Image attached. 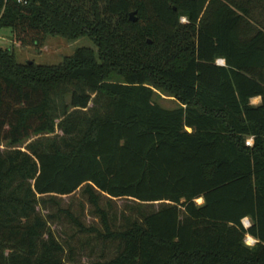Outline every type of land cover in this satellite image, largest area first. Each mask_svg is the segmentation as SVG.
I'll return each instance as SVG.
<instances>
[{
  "label": "trees",
  "instance_id": "obj_1",
  "mask_svg": "<svg viewBox=\"0 0 264 264\" xmlns=\"http://www.w3.org/2000/svg\"><path fill=\"white\" fill-rule=\"evenodd\" d=\"M0 29V264H79L37 209L77 191L92 264H264V0H0ZM49 36L95 50L16 61ZM102 195L159 208L112 229Z\"/></svg>",
  "mask_w": 264,
  "mask_h": 264
},
{
  "label": "rangeland",
  "instance_id": "obj_2",
  "mask_svg": "<svg viewBox=\"0 0 264 264\" xmlns=\"http://www.w3.org/2000/svg\"><path fill=\"white\" fill-rule=\"evenodd\" d=\"M10 43L9 30L0 29V47H6ZM80 47H89L95 50L87 38L67 41L60 37L49 36L39 51L33 48L21 47L17 43L13 44L18 63L33 62L38 65L47 66L59 64L64 57L71 55L75 49ZM215 63L222 64L220 60ZM154 100L166 109L178 106L173 98L161 91L155 92ZM259 101L260 98L257 100L251 99V104H258ZM246 140L250 141V138ZM0 149L3 150V144L0 145ZM55 202L45 201L37 209L42 215L51 214L53 216L49 228L65 248L68 245L72 247L75 262L79 264H92L95 261L104 260L112 254L115 245H109L107 242V247H104L102 241L95 238V234L80 233L78 228L62 213L63 210H67L86 228L92 227L101 230L99 219L95 217L93 208L88 204L86 198L81 195L80 191L67 197H57L55 198ZM201 202V199H196L197 204ZM99 206L107 212L112 229L121 228L127 216H135L138 213L154 211L159 208L158 204L140 205L129 200H111L104 195L100 198ZM243 222H247V219H244ZM245 243L246 245H252L254 240H248L246 237ZM103 253L104 258L101 257Z\"/></svg>",
  "mask_w": 264,
  "mask_h": 264
},
{
  "label": "water",
  "instance_id": "obj_3",
  "mask_svg": "<svg viewBox=\"0 0 264 264\" xmlns=\"http://www.w3.org/2000/svg\"><path fill=\"white\" fill-rule=\"evenodd\" d=\"M128 18H129V20H130L131 22H135V21H136L135 12H134V11H133V12H130V13L128 14Z\"/></svg>",
  "mask_w": 264,
  "mask_h": 264
},
{
  "label": "built area",
  "instance_id": "obj_4",
  "mask_svg": "<svg viewBox=\"0 0 264 264\" xmlns=\"http://www.w3.org/2000/svg\"><path fill=\"white\" fill-rule=\"evenodd\" d=\"M22 1L23 0H17V2H22ZM246 145H251V139H250V141L249 140H246ZM243 224H244V226H247L248 225V221L247 222H243Z\"/></svg>",
  "mask_w": 264,
  "mask_h": 264
},
{
  "label": "bare ground",
  "instance_id": "obj_5",
  "mask_svg": "<svg viewBox=\"0 0 264 264\" xmlns=\"http://www.w3.org/2000/svg\"><path fill=\"white\" fill-rule=\"evenodd\" d=\"M221 62H222V61H221ZM253 100H257V98H253ZM199 199H201V198H199ZM198 201H199V200H198ZM247 239L253 241V239H252L250 236H247Z\"/></svg>",
  "mask_w": 264,
  "mask_h": 264
},
{
  "label": "crops",
  "instance_id": "obj_6",
  "mask_svg": "<svg viewBox=\"0 0 264 264\" xmlns=\"http://www.w3.org/2000/svg\"><path fill=\"white\" fill-rule=\"evenodd\" d=\"M257 99H258V97H257Z\"/></svg>",
  "mask_w": 264,
  "mask_h": 264
}]
</instances>
